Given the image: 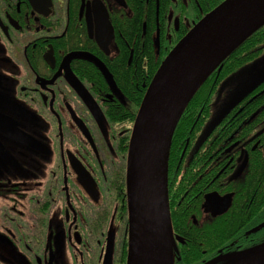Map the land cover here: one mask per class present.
<instances>
[{
	"label": "flooded vegetation",
	"instance_id": "obj_1",
	"mask_svg": "<svg viewBox=\"0 0 264 264\" xmlns=\"http://www.w3.org/2000/svg\"><path fill=\"white\" fill-rule=\"evenodd\" d=\"M223 1L0 0V264H128L137 101ZM215 96L172 142L173 264L264 244V80L199 143L226 105Z\"/></svg>",
	"mask_w": 264,
	"mask_h": 264
},
{
	"label": "water",
	"instance_id": "obj_2",
	"mask_svg": "<svg viewBox=\"0 0 264 264\" xmlns=\"http://www.w3.org/2000/svg\"><path fill=\"white\" fill-rule=\"evenodd\" d=\"M263 25L264 0H225L190 30L155 73L140 104L129 145L128 264H173L179 238L172 226L168 173L176 129L209 76ZM260 63L239 72L238 76H252L225 100L215 123L264 80V68L252 67ZM228 257L232 259L228 264H264V244L207 264Z\"/></svg>",
	"mask_w": 264,
	"mask_h": 264
},
{
	"label": "trees",
	"instance_id": "obj_3",
	"mask_svg": "<svg viewBox=\"0 0 264 264\" xmlns=\"http://www.w3.org/2000/svg\"><path fill=\"white\" fill-rule=\"evenodd\" d=\"M222 0H220L221 2ZM218 6V4H214L210 7V9L208 11H212L214 8H216ZM264 48V25L261 26L258 30H256L251 36H249L238 48H236L221 64V67L223 68L221 71V75L219 78V81L217 82V84L214 86L213 85V81L215 76L218 73V69H216L210 76L209 78L205 81V83L200 87V89L197 91V93L195 94V96L193 97V99L191 100L190 104L188 105V107L186 108L179 124L178 127L176 129L174 138H173V144L176 143L178 137L180 136V133L182 132L183 126L185 124L186 126V120L190 117V111L191 108L190 106H192L195 102H199V98H207V97H217L218 98L220 96H222L223 101L225 100H229L232 98V96L234 95V93L238 90H236L235 88L228 86V88L225 90L227 92L224 91V93L222 94L221 92H219L218 87H220V83L223 79H229L231 76L234 77L235 73H239L240 70L249 67L251 64H253L254 62L259 61L262 57L259 56L258 52H253L254 50H256L257 48ZM161 66V64L159 63L158 66L156 67V69L151 73L152 75H155V73L157 72V70L159 69V67ZM143 96H141V98L139 99V101H137L136 107H138L141 103V99ZM217 98V99H218ZM201 99V100H202ZM216 100V98L214 99V101ZM223 101L221 102V104L223 103ZM215 105V104H214ZM217 109V108H216ZM219 109V108H218ZM217 109V110H218ZM214 109V111H217ZM230 113V112H229ZM227 113L225 117H227V115L229 114ZM216 117V116H215ZM222 118V119H224ZM134 118L129 119L130 121H133ZM215 119V118H214ZM218 122L215 123L214 122L209 126V128L206 130L205 135L203 136L202 141H200L199 143H202L217 127ZM199 139V136L197 138V140ZM174 146V145H173ZM179 264H194V263H189V262H185L183 260H178L177 261ZM177 263V264H178Z\"/></svg>",
	"mask_w": 264,
	"mask_h": 264
},
{
	"label": "rangeland",
	"instance_id": "obj_4",
	"mask_svg": "<svg viewBox=\"0 0 264 264\" xmlns=\"http://www.w3.org/2000/svg\"><path fill=\"white\" fill-rule=\"evenodd\" d=\"M257 62H261L258 66L257 65H252V67L253 66H255L256 68L255 69H261V68H264V58H262V59H260L259 61H257ZM247 68V67H246ZM246 68H244L243 70H246V72L247 71H249V69H246ZM257 72V71H256ZM249 76L251 77L252 75L251 74H249ZM250 77H248V78H250ZM234 88H236V90H237V86L236 85H232ZM130 128V127H129Z\"/></svg>",
	"mask_w": 264,
	"mask_h": 264
},
{
	"label": "bare ground",
	"instance_id": "obj_5",
	"mask_svg": "<svg viewBox=\"0 0 264 264\" xmlns=\"http://www.w3.org/2000/svg\"><path fill=\"white\" fill-rule=\"evenodd\" d=\"M257 260V259H256Z\"/></svg>",
	"mask_w": 264,
	"mask_h": 264
}]
</instances>
